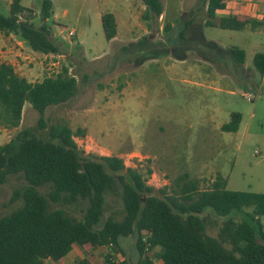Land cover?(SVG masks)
<instances>
[{
	"label": "rangeland",
	"instance_id": "rangeland-1",
	"mask_svg": "<svg viewBox=\"0 0 264 264\" xmlns=\"http://www.w3.org/2000/svg\"><path fill=\"white\" fill-rule=\"evenodd\" d=\"M11 1L0 0L1 13L9 15ZM202 1L163 0L164 13L158 19H146L143 0H53L47 24L65 46L64 54L37 52L13 33L23 52L15 59V69L39 81L67 66L79 79V91L67 103L47 108L46 126L66 121L74 130L85 128L86 136L75 138L81 149L123 158L126 166L141 171L156 188L173 185L175 178L189 172L201 179L202 187L221 174L230 190L264 192V73L253 62L258 52H264V26L207 25ZM42 2L23 0L36 10L37 26L42 24ZM252 2L255 14H264V0ZM105 12L116 15L118 32L112 40L106 38L102 25ZM225 14L218 11L214 21ZM186 21L190 24L181 38ZM70 30L75 31L72 37ZM233 47L245 51L243 63L232 57ZM232 112L242 114L240 127L225 131L222 125L231 120ZM40 117L26 102L19 127L5 128L0 122V144L25 128L44 133L47 127H39ZM26 185L24 176L17 174L0 186V216L21 205L20 199L11 202V198ZM39 189L47 194L49 186ZM86 206L83 200L50 202L51 209L62 208L77 218ZM122 210L120 196L108 195L106 215L116 212L121 218ZM203 215L207 232L217 236L224 220H250L255 214L254 207L247 206L223 218L211 209ZM257 218L264 229V215ZM135 242L132 234L122 237L119 247L100 245L91 254L101 264H108V254L119 262L136 264ZM81 257L84 254L75 248L63 263L46 262L74 264ZM155 261L162 264L160 259Z\"/></svg>",
	"mask_w": 264,
	"mask_h": 264
},
{
	"label": "trees",
	"instance_id": "trees-1",
	"mask_svg": "<svg viewBox=\"0 0 264 264\" xmlns=\"http://www.w3.org/2000/svg\"><path fill=\"white\" fill-rule=\"evenodd\" d=\"M228 1H202L207 7V25L227 29L264 26V18L233 12L214 21ZM143 2L146 19H158L165 11L163 0ZM52 8L53 0H43L42 24L37 26L36 10L12 0L9 15L0 12V31L20 35L37 52L64 54L65 46L47 24ZM101 20L106 38L114 39L116 15L105 12ZM189 24L186 21L182 27L181 38ZM229 51L238 63L245 61L244 50L233 47ZM253 62L263 74L264 52H258ZM78 91L79 79L65 65L42 80L30 81L12 64L0 61V122L5 128L19 127L29 102L41 115L39 127L45 128L47 108L67 103ZM241 120V113L232 112L222 129L237 131ZM84 136L85 128L74 130L66 121H57L44 133L25 128L0 144V186L17 174L27 181L11 198V202L20 199L21 205L0 216V264H47L46 259L63 263L75 248L84 257L74 264H101L92 249L110 243L119 247L120 239L132 234L136 235V264H156L155 258L162 264H264V229L257 218L264 215V192L230 190L221 174L202 187L201 179L189 172L175 178L173 185L156 188L141 171L126 166L123 158L86 153L75 139ZM151 173L149 170L148 175ZM44 185L49 186L47 194L39 189ZM116 194L123 203L121 218L116 212L106 215L108 195ZM80 200L87 202L81 218L62 208H50L51 201L73 204ZM247 206L254 207L250 220L223 219L217 236L207 232L203 215L207 209L223 218ZM110 258L108 254L107 263L116 264Z\"/></svg>",
	"mask_w": 264,
	"mask_h": 264
},
{
	"label": "crops",
	"instance_id": "crops-1",
	"mask_svg": "<svg viewBox=\"0 0 264 264\" xmlns=\"http://www.w3.org/2000/svg\"><path fill=\"white\" fill-rule=\"evenodd\" d=\"M5 1L10 2V0H5ZM21 1L23 3V0H21ZM252 1L253 0H235V3H234V0H229L227 2L226 8L223 11H225L226 12L225 15H227L229 13L234 12V10H236L239 12V14H241L243 16H249L252 18H256L258 20H262L264 18V14L262 13V11L261 12L259 11V14L258 13L255 14V4H253ZM23 5H25V4L23 3ZM25 6H27V5H25ZM251 6H252V8H251ZM28 7H30V6H28ZM256 9L258 10V8H256ZM218 11H221V10H218ZM217 12H216V14H217ZM220 17H222V16H220ZM249 26L251 27L250 24H247L245 27H249ZM15 37L16 36H14L13 33L5 34L4 32L0 31V57H2L3 60H8L9 62L11 61L14 68H15V64H17V61H15V59H17V58L20 59L19 57H21V55L23 53L20 50V48L17 47L19 42L16 41ZM18 64H19V62H18ZM19 69H25L24 73H28V70L24 67H20ZM16 72H17V70H16Z\"/></svg>",
	"mask_w": 264,
	"mask_h": 264
},
{
	"label": "built area",
	"instance_id": "built-area-1",
	"mask_svg": "<svg viewBox=\"0 0 264 264\" xmlns=\"http://www.w3.org/2000/svg\"><path fill=\"white\" fill-rule=\"evenodd\" d=\"M70 37H72L73 35H75V31L74 30H70L69 31V34H68ZM48 55V54H47ZM2 61H4V60H2ZM5 62H7V61H5ZM8 63H10V62H8ZM11 64V63H10ZM110 244H113V243H110ZM112 261H114L116 264H120L121 262H119V260H117V259H115V258H110Z\"/></svg>",
	"mask_w": 264,
	"mask_h": 264
}]
</instances>
